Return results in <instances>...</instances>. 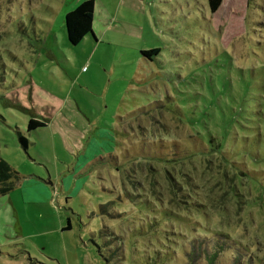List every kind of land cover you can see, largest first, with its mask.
Instances as JSON below:
<instances>
[{
  "label": "rangeland",
  "instance_id": "1",
  "mask_svg": "<svg viewBox=\"0 0 264 264\" xmlns=\"http://www.w3.org/2000/svg\"><path fill=\"white\" fill-rule=\"evenodd\" d=\"M80 1L0 0V157L18 175L0 264L157 263L200 227L264 264V0H94L70 44ZM179 144L195 155L171 161Z\"/></svg>",
  "mask_w": 264,
  "mask_h": 264
},
{
  "label": "trees",
  "instance_id": "2",
  "mask_svg": "<svg viewBox=\"0 0 264 264\" xmlns=\"http://www.w3.org/2000/svg\"><path fill=\"white\" fill-rule=\"evenodd\" d=\"M223 0H207L208 8L211 12H216ZM94 0H82L74 8L67 11L64 17L65 22V32L67 40L70 44L79 43L87 34H93L92 23L94 18ZM144 56L151 58L153 55L159 53L158 48H152L149 50H142L141 52ZM45 121L39 120L36 118H30L27 124V130H34L38 127L44 126ZM18 140L20 145L24 150H27L29 145V140L26 136L21 133L18 134ZM196 143V141H194ZM197 146L201 147V141H198ZM181 148H180V147ZM175 145L177 154L172 155L171 161L190 158V156L195 154H188L186 151L188 147ZM180 148L181 151L178 149ZM199 153V152H198ZM201 154V152L199 153ZM177 155V156H176ZM182 156V157H181ZM174 158V159H173ZM150 160H155L162 164V160H165V157L152 155L149 157ZM169 160V159H168ZM180 162L169 164L170 167H174ZM17 171H15L5 160L0 157V193L5 194L13 188L14 181L17 179ZM183 186V185H182ZM182 193V191H180ZM231 192V191H229ZM187 204V201L180 200ZM193 210L192 207L188 205L184 210ZM195 210V209H194ZM196 211H199L198 209ZM166 216H172V211L167 209ZM195 236L198 238L192 239L190 237V250L186 246H180V243L176 245L175 253H178L182 260L183 264H261V260L258 256H254L253 252L245 246L242 245L241 241L230 237L228 233H224L219 228H213L212 230H207L205 228H197ZM206 236H209L212 242H209ZM236 240V241H235ZM185 243L187 241H184ZM160 256L155 253V256L158 257L157 263L149 264H178L176 263V255L172 251L162 252ZM165 253V254H164ZM164 257V258H162ZM263 263V262H262Z\"/></svg>",
  "mask_w": 264,
  "mask_h": 264
},
{
  "label": "crops",
  "instance_id": "3",
  "mask_svg": "<svg viewBox=\"0 0 264 264\" xmlns=\"http://www.w3.org/2000/svg\"><path fill=\"white\" fill-rule=\"evenodd\" d=\"M94 16H95V13H94ZM94 19V18H93Z\"/></svg>",
  "mask_w": 264,
  "mask_h": 264
}]
</instances>
